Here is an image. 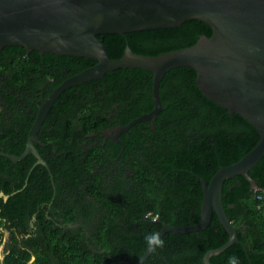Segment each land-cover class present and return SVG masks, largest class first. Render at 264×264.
Wrapping results in <instances>:
<instances>
[{"label": "trees", "instance_id": "16d2710c", "mask_svg": "<svg viewBox=\"0 0 264 264\" xmlns=\"http://www.w3.org/2000/svg\"><path fill=\"white\" fill-rule=\"evenodd\" d=\"M211 33L204 22L188 20L178 28L104 34L97 38L106 46L110 58L118 59L126 46L133 53L156 56L189 47L200 36L210 37ZM95 63L83 57L26 52L17 46L3 47L0 49V105L13 106V121L27 123L22 127L26 132L27 125L34 119L35 105L30 101L39 102L65 79ZM195 80L196 72L189 67L172 69L164 75L159 83L162 110L156 116L154 130L149 128L148 122H138L131 127L136 140L134 146L126 145V153L133 157L128 165L132 175L112 180L109 194L95 190L97 198L111 205L109 213L105 212L104 222L95 226L93 235L95 243L107 251L106 256L86 251L83 238L74 230L58 228L56 232L49 229L46 232L49 240L58 235V252L54 243L49 249L51 257L47 253L38 256L35 264H134L147 248L145 235L158 232L162 225L144 221L143 212L153 211L169 226H188L200 220L203 192L198 178L208 183L219 168L237 162L248 153L256 145L259 134L240 115L229 114L206 98ZM151 90L152 74L134 68L109 71L102 79L63 91L45 120L53 126L47 138L54 142L58 153H63L47 160L52 170L56 167L62 177H73L77 184L85 183V177L88 179L96 169L95 164L102 167L106 161L101 141L93 140L92 143L88 139L87 144L82 145L86 141L83 134L97 133L110 126L114 119L109 117L110 113H115V119L126 124L150 112L154 106ZM27 109L31 110L29 115H26ZM3 120V112H0V143L9 137ZM9 129L13 131L10 126ZM122 138L126 142L125 137ZM145 144L150 146L148 154L140 159ZM112 147L119 150L118 146ZM33 161L29 158L23 169L21 162L19 170L23 175L18 178L20 184L15 183V189L20 191L8 204L1 206L0 227L11 230L13 246L4 248L0 264H26L30 258L25 246L17 245V233L23 232L24 226L22 223L10 225V222L13 218L23 221V212L19 209H24L28 203L26 190L21 187L31 184L30 191L34 192L35 187L49 183L48 180L40 183L37 174H28ZM8 163L5 157L0 158V167L6 168ZM37 168L42 167L38 165ZM99 170L111 175L105 168ZM104 174L92 175L91 184L95 188L106 181ZM248 175L256 182V188L242 176L225 180L222 187L226 216L232 226L239 227L237 236L242 244H232L211 257V264H228L233 256L239 264H264V156ZM41 196L29 205L34 206L32 211L39 206L37 203L49 200L43 191ZM127 202L131 203L128 204L131 210L129 218L124 220L117 211ZM61 203L65 207V200ZM44 218L39 220L45 223ZM2 236L0 231V244ZM161 239L164 240L163 248L151 252L141 264H203L204 254L223 245L228 233L213 213L205 229L186 234L167 232ZM21 243L28 244L27 240Z\"/></svg>", "mask_w": 264, "mask_h": 264}, {"label": "water", "instance_id": "95a60500", "mask_svg": "<svg viewBox=\"0 0 264 264\" xmlns=\"http://www.w3.org/2000/svg\"><path fill=\"white\" fill-rule=\"evenodd\" d=\"M198 20L207 24L211 36H200L191 46L145 56L126 46L122 56L111 59L98 35L178 28L183 22ZM17 46L26 52L88 58L96 63L71 76L57 86L41 103L33 123L28 144L21 158L32 152L40 164L45 162L35 153L32 141L42 120L57 97L68 88L116 69H143L152 74L153 109L130 121L126 126L105 131L116 139L138 122L154 121L162 110L159 83L172 69L189 67L196 72L195 83L209 100L236 113L258 132L256 145L237 162L221 167L208 183L201 182L200 220L188 226L162 225L166 232L186 234L205 229L215 213L228 233L227 241L208 250L203 264L232 244H242L238 226H232L222 203L225 180L242 176L252 188L257 184L248 172L264 156V0H0V49ZM15 161L19 158L8 156ZM229 207H232L229 205ZM150 254L146 249L135 264Z\"/></svg>", "mask_w": 264, "mask_h": 264}, {"label": "flooded vegetation", "instance_id": "af4514ba", "mask_svg": "<svg viewBox=\"0 0 264 264\" xmlns=\"http://www.w3.org/2000/svg\"><path fill=\"white\" fill-rule=\"evenodd\" d=\"M46 97L41 99L39 102H36L35 100L30 101L33 102L32 104L35 105L34 119L29 125H27L28 130L26 132H24V130L22 131V127L26 126L27 123L19 122L18 124H16L17 122L15 123L13 121L15 114V112L13 111V106L10 107L9 105H7V107H4L0 105V112H3V118H4L3 122L7 125L8 134H9L8 139L3 143H0V158L5 157L9 161V163L6 164V168L5 166L0 167V215H1V206H5L6 204H8V202L12 199V197H14V195L20 191V189L19 190L15 189V183L17 185L20 184V180L18 178H20V176L23 175L22 171L19 170L22 166L21 164L23 163L22 169L25 168V164L29 163L28 159L32 158L34 161L28 169V174L29 175L37 174V176H39V178L37 177L38 178L37 180L40 183L42 181L47 182V180L49 183L35 187L34 192H32L30 191V188L32 186L31 184L27 183V179H26L25 183L27 184H24L21 187V190L22 189L26 190L25 195L27 196L28 205H25L24 209H19V211L23 212V218H22L23 221L20 222L18 220L21 219L13 218L11 219L12 221L10 222V225H12L13 223H22V225L24 226L23 232L17 233L16 239L18 241L17 245L25 246V249L30 253V258L28 259L26 264H35L37 257L38 256L42 257L41 255H44L46 253L49 254V256L51 257L52 251H50L49 249L54 243L55 246H57L56 252H58V243L56 241L58 235H56L55 237L52 236L53 238L49 240L46 234L47 230L49 229L51 230L53 229L56 232H58V228L61 229L68 228L70 230H74L75 232H77L78 235H80L83 238V241L87 248L86 251L91 252L92 254L98 253L101 255H105L107 251H105V249H102L101 246H99V244L95 243V241L93 240L94 237L93 235L96 231L95 226L104 222V215L106 214L105 212H107V214L109 213L110 211L109 209L111 208V205L110 204L109 206L106 205V202H104L103 199L97 198V196H95L94 193L96 192L95 190L98 189V192L100 191L104 194L105 193L109 194L108 192H110V187H113L112 180L114 181L115 179H117V177L119 178L124 176L130 177L132 175L130 167L128 165H129V159L133 157L128 156V154L126 153L127 150L126 145L134 146L133 141L136 140L134 135L135 133L134 131H132L131 129L132 126H131L127 131H120L119 134L116 135V139H113L112 137L114 135L113 133L110 134V136H105L104 135L105 131H111L116 128H121L128 124V123L126 124L121 123L119 119L118 120L117 118L115 119L116 116L115 113L114 114L110 113L109 117L111 119L114 118L113 120H111L112 124H110V126L98 131L97 133L93 132L88 135L83 134V137L86 139V141L82 142V145H86L88 139L90 140V142H92L93 140L95 142L101 141L105 149L104 160L106 162L104 165H102V167L99 164H95L96 169L93 171L92 175L100 174V173L104 174L103 170H99V169L105 168L107 173H110L115 177L112 178L111 175L104 174L106 181L102 183L101 186L97 185L96 186L97 188H95V186L91 184L92 175L89 176L88 179L85 177V183L87 182L88 184L85 183L77 184L74 181L73 177L72 178H67L66 176L62 177V175L59 173L56 167L55 170L53 171L51 165L47 162V160H51L53 158L54 154L56 156L63 154L60 152L58 153L54 142L51 141V139L47 138V133L52 132L53 126L51 123L47 124L45 120L51 108L53 107V104L47 111L44 119L42 120L40 128L36 133V140L32 141V145L34 147L35 153L40 157L41 160L45 162L46 166L37 162L38 158L32 152L27 153L24 157L21 158L22 154L25 152L27 148L28 136L31 127L37 118L41 103ZM114 109H116V106L114 107ZM27 111L28 114L26 115H29L31 110L27 109ZM145 122H148V126L150 128V121H145ZM9 126L13 129V131L9 129ZM121 135L125 137L126 142H124V139L122 138L123 136ZM111 143L115 145H111ZM112 146H118L119 150L116 151ZM6 147H8L7 150L5 149ZM149 147H150L149 144H145L144 150L146 151L143 150L139 154L138 158L145 159L147 157L148 154L147 151L149 150ZM8 151H12V152H8ZM8 156L17 157L19 159L12 161L11 159L8 158ZM38 165L41 166L42 168L35 169ZM8 177L9 178L12 177L10 178L11 182L9 181ZM58 177H62V178H58ZM56 178L58 179L56 180ZM129 186H131V184H129ZM8 189H10V191L7 193L6 191ZM45 189H47V191ZM42 191L46 196L49 197V200L45 201V203L42 204L37 203V205L39 204V206H36L35 210L32 211L31 209H33L34 206H29V205H31L34 201H37L38 199L42 198L41 196ZM119 195H121V193ZM63 200H65L66 202L65 207H63L61 203V201ZM128 204L130 205L131 203L130 202L125 203V207L122 206V208L117 211L119 217H122L121 219L125 220L129 218V214H130L129 212L131 209L129 208ZM142 216H143V220L149 222L150 224L153 223H158V224L161 223L162 225L165 224L161 221L160 217L156 215L153 211L149 210L143 212ZM41 217H45L44 221L47 222L43 223L42 221H40L39 218ZM66 218L67 220L65 221L64 219ZM241 228L244 229V227L242 226ZM12 230L15 229L12 228ZM0 231L2 232L3 236L4 234H6L7 236L5 243L3 241V236H2V243L0 245L4 243L3 250L4 248H10L11 246H13L12 245L13 235L11 233V230L10 229L6 230L0 227ZM22 240H27L28 242V244H26L27 246L21 243ZM55 264L58 263L55 262Z\"/></svg>", "mask_w": 264, "mask_h": 264}, {"label": "clouds", "instance_id": "9594fccd", "mask_svg": "<svg viewBox=\"0 0 264 264\" xmlns=\"http://www.w3.org/2000/svg\"><path fill=\"white\" fill-rule=\"evenodd\" d=\"M145 241L149 252H155L158 248H163L164 246V240L161 239L158 232L146 234ZM228 264H239V261L237 257L233 256L229 258Z\"/></svg>", "mask_w": 264, "mask_h": 264}, {"label": "rangeland", "instance_id": "374dc122", "mask_svg": "<svg viewBox=\"0 0 264 264\" xmlns=\"http://www.w3.org/2000/svg\"><path fill=\"white\" fill-rule=\"evenodd\" d=\"M6 238H7V236H6V234H4V236H3V241H4V243H5V241H6ZM4 243L2 244V245H0V256L2 257V252H3V246H4Z\"/></svg>", "mask_w": 264, "mask_h": 264}]
</instances>
